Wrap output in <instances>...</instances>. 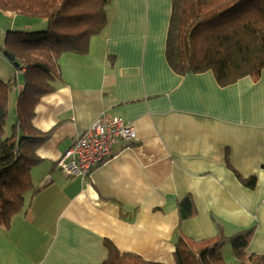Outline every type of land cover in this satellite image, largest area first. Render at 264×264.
Wrapping results in <instances>:
<instances>
[{"label": "crops", "instance_id": "1", "mask_svg": "<svg viewBox=\"0 0 264 264\" xmlns=\"http://www.w3.org/2000/svg\"><path fill=\"white\" fill-rule=\"evenodd\" d=\"M171 2L111 0L88 52L60 56L56 90L32 120L50 134L35 152L32 191L0 229V264H101L104 242L176 264L179 239L200 246L249 228L247 252L264 256V70L229 86L210 71L173 72L164 56ZM1 13L0 46L6 31L20 28ZM16 82L8 115L22 88ZM103 115L131 124L135 139L118 141L87 181L63 176L58 159ZM250 177L252 187L243 183ZM187 195L195 214L181 220L177 204Z\"/></svg>", "mask_w": 264, "mask_h": 264}, {"label": "trees", "instance_id": "2", "mask_svg": "<svg viewBox=\"0 0 264 264\" xmlns=\"http://www.w3.org/2000/svg\"><path fill=\"white\" fill-rule=\"evenodd\" d=\"M111 0H0V11L45 21L44 30L6 31L0 55L21 73V91L15 100V119L4 137L8 103L16 79L0 80V229L24 206L31 192L30 170L40 160L35 152L49 132L37 131L35 107L56 90L59 58L64 53L84 55L92 37L108 22ZM165 44L168 67L179 75L210 71L220 86L242 78L256 81L264 70V0H172ZM11 57V61L4 54ZM252 187L254 177L243 181ZM181 220L195 214L187 195L178 204ZM253 228L231 237L221 235L208 244L179 239L173 252L176 264H264V256L247 252ZM229 244L233 262L222 255ZM101 264H156L118 251L104 242Z\"/></svg>", "mask_w": 264, "mask_h": 264}, {"label": "built area", "instance_id": "3", "mask_svg": "<svg viewBox=\"0 0 264 264\" xmlns=\"http://www.w3.org/2000/svg\"><path fill=\"white\" fill-rule=\"evenodd\" d=\"M135 139L134 127L120 117L103 115L78 133L73 143L61 155L57 166L63 176L87 181L93 170L115 156L118 141L130 143Z\"/></svg>", "mask_w": 264, "mask_h": 264}, {"label": "rangeland", "instance_id": "4", "mask_svg": "<svg viewBox=\"0 0 264 264\" xmlns=\"http://www.w3.org/2000/svg\"><path fill=\"white\" fill-rule=\"evenodd\" d=\"M2 15L1 11H0V16ZM18 23H20V28L17 30L15 27V31H25V32H33V31H39V30H44L46 27L45 21L42 19H37V18H26L23 16H16L14 17ZM1 57V56H0ZM3 59V57H1ZM4 61L0 60V78L3 80H7L9 79V77L12 79H16L17 80H21V76H17L16 74L14 75V71L12 72V68L10 67V65L6 62L7 60L3 59ZM12 74V75H11ZM17 76V77H16ZM16 91V89L12 90V94ZM10 110V109H9ZM13 115H15L14 113L12 114V111L9 112L8 118L6 120V124H5V133H4V137H7L9 129L11 124L13 123L12 121L14 120ZM15 122V121H14ZM230 245L227 244L223 247L222 249V255L225 258H228V256L231 255L230 253ZM232 257V258H231ZM229 257L228 259H226V261L228 263H232L233 262V255Z\"/></svg>", "mask_w": 264, "mask_h": 264}, {"label": "water", "instance_id": "5", "mask_svg": "<svg viewBox=\"0 0 264 264\" xmlns=\"http://www.w3.org/2000/svg\"><path fill=\"white\" fill-rule=\"evenodd\" d=\"M4 55H5V57L8 59V61H11V57H10L9 55H7L6 53H5ZM13 65H14V66H17L16 63H13Z\"/></svg>", "mask_w": 264, "mask_h": 264}]
</instances>
